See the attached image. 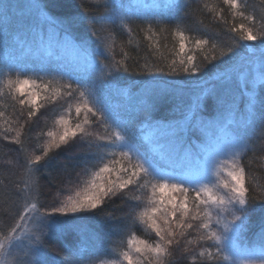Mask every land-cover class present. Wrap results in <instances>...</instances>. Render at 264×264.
<instances>
[{
    "label": "snow or ice",
    "instance_id": "6c2138e0",
    "mask_svg": "<svg viewBox=\"0 0 264 264\" xmlns=\"http://www.w3.org/2000/svg\"><path fill=\"white\" fill-rule=\"evenodd\" d=\"M223 4L232 11L234 18L240 16L251 21L249 26H233L231 32L238 33L240 41L256 43H245L244 51L239 54L229 47L221 56L235 57L230 68L220 72L214 80L198 79L192 87L156 79L158 76L176 74L175 61L168 73H165L163 68L150 70L146 64L140 74L149 79L144 81V99L134 117L135 124L131 120L125 122L117 111V106L112 103L113 98L123 91L114 86L117 78L112 73L96 75L97 68L100 67L97 57L100 56H105V59L111 56L115 71L119 72L123 68L124 72H128V68L121 61H116L112 55V44H106L105 51H101V36L95 27L97 24H115L118 18L122 22L121 26L131 32V27L123 22L124 17L115 15V10L122 9L125 5L105 3V12L94 16L91 21L90 37L81 39L79 43L65 36L62 48L67 46L75 53V58L68 60L75 74L60 72V75L68 81L63 85V88L67 89L66 96L71 97L78 91L79 102L75 106V112L78 118L83 113V119L72 126L68 119L60 116L55 124L62 131L59 134L47 132L51 140L44 146L42 155L25 156L22 169L29 179L16 182L14 191H5L6 209L10 202L13 205L19 201L24 203L12 226L6 233L0 232V264H95L92 249L104 242V236L100 229L93 230L86 221L113 197L120 198L124 204L135 202L132 207H139V195L125 197L123 193L145 189H150L148 199L151 206L140 211L137 219L145 224L158 240L151 243L132 233L127 239V250L120 252L122 260L110 261L109 264H143L144 261L148 264H177L172 260L166 261L165 257L173 255L170 249L174 243H180L176 238L189 237L191 231L197 235L194 239L189 238L187 243L201 247L198 253L187 247L184 249L185 254H191L193 264L197 259L199 264H264V218L260 222L253 246L249 248L243 243L252 205L257 201L264 204V188H261L259 195H251L253 189L248 186L246 169L240 163L243 154L248 150L249 130L254 125L264 130V31L254 30L256 17L245 15L242 8L246 5H241L238 0H223ZM26 7L33 14L32 20L37 22L36 13H40V5L31 3ZM162 7L172 14L171 18L179 19L178 14L187 4L182 0H171ZM7 8L8 5H4L0 10V49L16 50L18 46L21 53L31 54L33 48H26V39H20L23 23L14 26L13 17L8 14ZM127 8V16H137L135 6L129 4ZM159 15L160 18L155 21L157 24H164L170 18ZM217 15H222V12ZM145 21L148 27L141 31H144L146 39L151 40L157 33L153 29V21L148 17H145ZM165 30L160 28L161 32ZM173 34L179 37L176 55L183 57L180 60L182 72L197 80V74L202 77L204 69L196 63V57L189 54L191 50L186 51V43H194L196 48L203 49L209 45V40L193 41L180 30L174 31ZM42 44L41 40L40 47ZM92 45H95V48ZM40 47L35 51L40 52ZM215 47L213 43L212 49ZM81 58L84 60L83 67L79 62ZM215 60L217 57L214 55L211 60L208 55L204 56L206 64ZM4 66L9 72L13 70L7 59ZM38 71L45 69L41 67ZM21 75L17 70V79L8 80L11 88L9 94L19 105L27 106V118L30 121L43 106L38 102L49 98L51 81L43 83V77L39 76L38 72L35 78L20 79ZM38 79L41 84L37 83ZM234 82L237 84L243 108L237 103L236 95L228 88ZM16 93H19V97ZM169 97L181 100L183 109L180 118L153 123L156 102ZM210 105L215 107L216 116L206 120L205 110ZM3 115L4 113L0 112V116ZM93 124L110 130V134L97 136L99 143L83 141L89 149H96L95 152H86L83 161L86 165L91 161L93 167L97 164L100 166L91 172L85 187L75 191L73 195H68L59 206L41 205L37 176L40 172V162L49 157L52 149L67 145L78 135H92L87 128ZM144 128L165 130L162 138L167 141L166 145H159L158 138L152 132L143 135L141 142L137 129L142 131ZM209 129H218L226 142L223 151L212 155L207 153L211 140L208 137ZM197 131L205 138L192 139L191 136ZM20 136L18 130L11 142L20 145V150L26 152ZM165 147L167 151L164 150ZM221 154L232 158L226 173L230 179L219 180L217 171V182L213 184L210 168L217 167L216 160ZM167 160H175L177 166L170 167L166 163ZM195 161H204L202 174L198 179H188L185 176L187 164ZM47 163L48 160H45V167ZM61 168L65 169L66 165H61ZM69 179L71 180L70 177ZM157 194H160L159 197ZM2 214L6 216L8 212ZM227 216L232 217L231 221L226 219ZM113 218L109 213L108 219ZM115 219L127 220L129 217ZM29 224L32 225L31 228L26 227ZM49 241L60 243L61 248L57 250L56 256L63 255V259L58 260L50 255ZM241 254H246L248 258L240 260Z\"/></svg>",
    "mask_w": 264,
    "mask_h": 264
},
{
    "label": "trees",
    "instance_id": "16d2710c",
    "mask_svg": "<svg viewBox=\"0 0 264 264\" xmlns=\"http://www.w3.org/2000/svg\"><path fill=\"white\" fill-rule=\"evenodd\" d=\"M131 1L0 0V10L4 8V5H8L7 11L13 17V25L18 26L23 23L20 39H26L25 47L33 48L31 54L21 53L18 46L16 50L12 48L0 49V112L4 113L3 116H0V232L6 233L8 228L12 226L17 213L22 210L23 201H19L15 205L10 202L6 209L4 200L5 191H14L16 182L29 179L27 175L23 174L22 169L25 156L42 155L44 146L49 143L47 132H57L56 127L58 126L55 121L60 116L68 119L72 126L83 119V113L78 118L75 112V106L79 102L78 91L74 92L71 97L66 96L67 89H64L63 85L68 81L62 79L60 75V72L75 74V70L68 63V60L75 58V54L71 48L58 46L57 42L64 40L65 36L76 43H79L81 39L90 37L91 21L94 16L105 12L103 7L105 3L125 5L122 9H116L115 15L116 17H124L123 22L131 27V32L127 31L121 26L122 22L118 18L115 24L95 25L101 36V51H105L104 46L106 44H112L111 53L115 60L121 61L128 68V72H124L123 68L117 72L111 56L108 59H105V56L97 57L100 67L97 68L96 75L112 73L117 78L114 81V86L123 90L120 95L113 98L112 103L117 106V111L121 113L125 122L131 120L133 124L136 123L134 117L144 99V81L149 79V77L140 74L146 64L150 70L163 68L164 72L168 73L170 67L173 66V61H175L176 74L158 76L156 79L192 87L198 82V79L211 78L214 80L216 75L230 68L235 57L221 56V53L227 52L229 47H232L239 54L244 51L243 45L245 43H256L240 41L239 34L231 32L230 29L233 26L239 24L249 26L251 21L240 16L234 18L232 11L223 4V0H182L183 3L187 4V7L178 14L179 19L171 18L172 14L163 8V5L154 11L135 7L137 16L129 17L126 13L129 11L127 5L131 4ZM31 3L40 5V13H36L37 22L32 20L33 14L26 7ZM238 3L246 5L242 8L246 16L254 15L256 17V23L253 25L254 30L257 32L264 31V0H238ZM221 12L222 15H217ZM159 14L170 18L164 24H157L155 21L160 18ZM145 17L153 21V29L157 33L151 40L146 39L144 31H141V29L148 27ZM46 20L51 22L48 23ZM162 27L166 29L163 32L160 31ZM176 30L183 31L185 36L190 37L193 41L195 39L209 40V45L203 49L196 48L194 43H186V51L191 50L189 54L194 55L196 63L204 69V75L201 77L200 74H197V80L184 74L180 68V60L183 57L176 55L179 46V37L173 34ZM41 40L43 41L42 47H40ZM213 43L216 45L214 50L212 49ZM37 47H40V52L35 51ZM92 47L95 48V45ZM205 55H208L210 60L214 55L217 60L211 64H206ZM5 59L13 68L11 72L4 66ZM79 62L83 67L84 60L80 59ZM41 67L45 71H38ZM26 69L31 71H26ZM17 70L22 73L20 79L35 78L38 72V75L43 77V83L51 81L48 91L49 98L38 102L43 106L39 108L37 114L30 121L27 118V106L22 107L16 100L12 99L9 94L11 89L5 90L9 79L13 81L17 79ZM37 83L41 84V81L38 79ZM228 88L232 94L236 95L237 103L243 108L244 105L241 102L237 84L234 82ZM16 96L19 97V93H16ZM182 109L183 104L179 98L169 97L157 101L153 109V123L179 119ZM209 113L211 115H208ZM215 116V107L210 105L205 110V119H212ZM9 128L12 130L7 131ZM18 130L21 133L20 139L26 148V152L20 150V145L11 142ZM87 131L92 135H78L79 142L71 144L70 140L67 145L52 149L49 152L51 159L45 157V160H48L46 167L44 166L45 160L40 162V172L37 173V176L39 177L41 205L59 206L56 200L62 196V190L68 182L78 181L77 179H89L91 172L100 166L97 164L96 167H93L91 161L87 165L84 163L83 155L88 151L95 152L96 149L94 147L89 149L83 141L90 140L93 144L99 143L97 136H107L110 134V130L93 124L87 128ZM149 132L158 138L159 145H166L167 141L165 139L161 141V138L158 137L160 136L157 133L158 130L149 128H144L142 131L137 129V135L141 142L143 135ZM197 133L191 138L196 139ZM248 135L250 137L248 150L243 154L240 162L246 169L248 186L253 189L251 195H259L261 188H264V130L260 129L258 125H254L249 130ZM163 141L165 143L162 144ZM164 150L167 151V148L165 147ZM166 163L171 167L177 166L175 160H167ZM61 165H66V168L62 169ZM134 195L141 197L139 207H132L135 202L124 204L120 198L113 197L111 201H106L101 206L102 210H96L95 214L90 215L89 220L86 221L90 228L93 230L100 229L104 236V242L97 244L92 249L95 264L119 261L122 258L120 252L127 250V239L132 233L151 243L157 242L158 238L155 237V234L137 219L140 211L151 206L148 199L150 189L140 192L128 190L123 193L125 197ZM157 196L159 195L157 194ZM5 211L8 212L6 216L2 214ZM109 213L114 217L113 219H108ZM124 216L129 217V219H115V217ZM262 218H264V204L257 201L252 205L243 243L255 241ZM101 226H103L102 229ZM26 227L31 228L32 225L29 224ZM196 235L197 233L191 231L189 237L181 238L178 236L176 239L180 240V243L178 245L174 243L170 249L173 255L165 257V260H172L177 264H193L191 254H185L184 249L187 247L197 253L201 250V247L187 243L189 238L194 239ZM60 248L59 242L49 241L50 255L58 260L63 259V255L56 256V252ZM212 251L214 252L215 249L213 248ZM143 264H148V262L144 261ZM195 264H199V259Z\"/></svg>",
    "mask_w": 264,
    "mask_h": 264
},
{
    "label": "rangeland",
    "instance_id": "374dc122",
    "mask_svg": "<svg viewBox=\"0 0 264 264\" xmlns=\"http://www.w3.org/2000/svg\"><path fill=\"white\" fill-rule=\"evenodd\" d=\"M169 2H171V0H132L131 4L133 6H135L137 9L154 11L156 8H158L156 6H162V5H164L166 3H169ZM46 38H47V36H46ZM58 42H57L58 46L62 45L63 40H58ZM66 48H67V46H66ZM73 54H75V53L73 52ZM5 87H6L5 90L6 89H11L10 86L8 85V83L6 84ZM25 91H27V86L25 88ZM56 128H57V132L56 133L59 134L60 130H62V129L60 127H56ZM160 131L163 132V134H161ZM164 131L165 130L161 129V130H158V132H157L158 135H160L158 137L161 138V141L163 139L162 136H164V134H165ZM197 132H198L197 133V135H198L197 137H200L201 139L205 138V137L202 136V134L199 131H197ZM208 137L211 138L210 143H209V145L207 147V153L209 155H212L214 153H218V152H221V151L224 150V148L226 147V142L224 141V137H223L222 133L218 129H209L208 130ZM47 139H48V142H50L51 137L47 136ZM5 141H8V140H5ZM77 141L78 142L80 141V138H78V136L73 138V139H71L70 143L72 144V143H75ZM164 141L162 142V144L165 143ZM197 142H199V140H197ZM231 159H232L231 157H229L227 155H224V154H221L217 158V160H216L217 167H211L210 168V171H211V174H212V182H213V184H216V182H217V176H216L217 171L219 172V180L230 179L229 177H227L226 173H227V170H228V168L230 166ZM187 165L188 166H187V169H186V172H185V176L188 179H192V180L198 179L200 177V175L202 174L204 161H195V162L188 163ZM77 180L78 181L75 180L74 182H68L64 186V188L62 190L63 191L62 192V196H60L56 200L58 205L61 202H63L68 195H73L75 193V191L80 190L83 187H85V184H86L88 179L85 178V179H82V180H79V179H77ZM158 195H160V194H158ZM164 195L166 196L167 193H165ZM176 195L179 196L180 194H176ZM157 197H159V196H157ZM226 219L228 221H231L232 217L231 216H227ZM161 223H163V222L161 221ZM253 244H254V242L244 243V245H246L249 248H251L253 246ZM246 258H248L246 256V254H241L240 257H239L240 260H244ZM121 260H122V258L119 261H121ZM100 264H109V263H100ZM123 264H126V262H123ZM224 264H229V262H224Z\"/></svg>",
    "mask_w": 264,
    "mask_h": 264
}]
</instances>
